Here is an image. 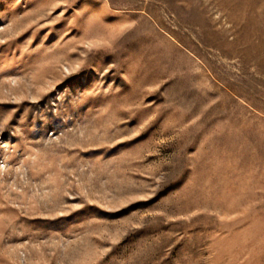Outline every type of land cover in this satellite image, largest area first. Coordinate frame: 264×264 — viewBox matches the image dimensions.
<instances>
[{
    "label": "rangeland",
    "instance_id": "rangeland-1",
    "mask_svg": "<svg viewBox=\"0 0 264 264\" xmlns=\"http://www.w3.org/2000/svg\"><path fill=\"white\" fill-rule=\"evenodd\" d=\"M0 264H264V0H0Z\"/></svg>",
    "mask_w": 264,
    "mask_h": 264
}]
</instances>
